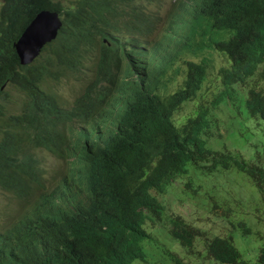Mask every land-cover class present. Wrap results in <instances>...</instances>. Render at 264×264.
Listing matches in <instances>:
<instances>
[{"label": "trees", "instance_id": "16d2710c", "mask_svg": "<svg viewBox=\"0 0 264 264\" xmlns=\"http://www.w3.org/2000/svg\"><path fill=\"white\" fill-rule=\"evenodd\" d=\"M117 1L120 0H74L65 7L55 0H0V184L22 182L24 175L36 169L34 146L44 144L56 152L58 141L66 139L64 133L71 130L66 121L91 111L88 104H76L68 112L59 108L56 115H50L48 109L56 95L49 82L56 69H75L82 50L97 46L107 61L119 56L115 45L97 40V35H109L115 28L114 23L108 25L105 15L112 13ZM211 3L213 17L208 31L215 35L208 42L203 35L201 45L211 46L225 56V64L216 68L222 91L228 94L233 84L243 83L255 70L264 79V0ZM41 8L61 14V25L31 62L20 64L15 41ZM144 61L145 55L140 52L135 61L129 59L133 67ZM205 74L204 61L186 60L180 88L161 97L156 87L149 86L151 82L141 81L135 89L125 92L123 107L121 103L116 105L111 127L92 136L80 131L83 137L95 139L82 143L93 179L90 186H0L16 198L33 203L22 215L30 222L16 221L6 232H0V264L143 261V244L150 240L144 220L158 216L163 208L156 193L163 192L175 177L192 171L206 175L234 169L244 173L264 194V165L242 158L236 151H222L206 144L215 132L208 110L195 109L178 125L173 121V113L196 94ZM10 91L16 95L12 97ZM14 98L20 105L17 112L6 106L8 101L14 103ZM244 106L248 115L264 122V95L260 90L248 88ZM58 115L65 119H55ZM61 193L70 204L67 208L59 206L63 201ZM168 221V234L184 247L200 234L196 226L178 214ZM236 226L243 234L249 230L239 220ZM205 252L226 264H246L226 235H211L205 242ZM172 258L176 264H186L175 255ZM256 260L264 264V243L258 246Z\"/></svg>", "mask_w": 264, "mask_h": 264}, {"label": "clouds", "instance_id": "9594fccd", "mask_svg": "<svg viewBox=\"0 0 264 264\" xmlns=\"http://www.w3.org/2000/svg\"><path fill=\"white\" fill-rule=\"evenodd\" d=\"M55 1L61 3L59 0ZM73 1L70 0L67 4H61L66 7ZM123 1L124 4L121 0L117 1L116 5L112 6V13L105 15L108 25L110 26L111 23H114L115 28L110 29L109 35H97V40L100 39L107 45L116 46L119 56L111 58L108 55H103L112 59L107 61L100 55L97 46H93L87 51L82 50V52H79L77 61L74 64L76 65L75 69H56L54 77L49 82L51 90L56 95L55 102L48 109L50 110V115H56V110L59 108H64L68 112L76 104H88L92 108L91 111L79 119L71 117V120L68 119L66 121L71 130H66L64 133L66 139L58 141L56 152L49 151L44 144L34 146L33 150L36 158L34 165L36 169L34 168L29 176L24 175L22 182L10 185L0 184V186H46V188L52 186H90L93 179L90 177L88 156L82 143L95 139L83 137L80 131L92 136L95 135L96 131L102 133L107 126L111 127L110 121L113 119V110L116 105L121 103V107H123L125 92L131 87L135 89V86L140 85L141 81L146 84L151 82L149 86L153 85L156 87L155 92L159 96H166L182 86L185 77L186 60L195 62L202 60L206 65V59L202 55L203 52H220L204 43L201 45L203 35L204 39L207 38V42L210 37L215 35L208 31L210 28L209 21L213 17V7L211 5L213 0ZM166 1L173 3L174 7L162 16L160 8L162 3ZM41 10L54 12L58 25L53 36L38 47L36 54L30 60L21 62L16 53L17 40L31 18ZM34 15L23 27L14 44L15 53L20 64L31 62L43 47L56 36L61 25L62 15L54 9L41 8ZM155 31L156 37L151 38ZM205 31L206 34L204 33ZM217 36L225 37V34L223 36L217 34ZM139 52L145 55V61L142 65L133 67L129 59L131 58L135 61V57L139 56ZM186 52H189L192 57L183 60L184 69L181 83L174 89L164 92L163 88L176 72V68H172L173 62ZM98 60H100V64ZM106 62H109L110 65H105ZM137 62L139 61L137 60ZM167 71H170V73H167ZM63 77H68L77 83L70 98L64 97L58 91ZM16 103L20 107L18 100ZM18 106L12 112L19 111L20 108ZM99 112H101V115ZM55 119L61 121L65 118L58 115L57 117L55 116ZM37 150L50 154L56 160V163L49 168L42 166ZM63 190L67 191L65 188ZM61 197H63V201L60 200L59 206L68 207L70 204L67 205L66 197L62 193ZM16 199L19 212L12 213L7 217L9 224L0 230L2 234L16 221L30 222L27 219H23L22 215L33 203Z\"/></svg>", "mask_w": 264, "mask_h": 264}, {"label": "rangeland", "instance_id": "374dc122", "mask_svg": "<svg viewBox=\"0 0 264 264\" xmlns=\"http://www.w3.org/2000/svg\"><path fill=\"white\" fill-rule=\"evenodd\" d=\"M59 1L67 4L70 0ZM173 7V3L163 2L160 8L162 16ZM155 33L151 38L156 37ZM202 55L206 57L205 77L196 94L180 104L173 121L178 125L195 109L208 110L212 128L217 133L214 132L213 138L206 142L208 146L222 151H236L242 158L264 165V122L248 115L244 106L248 88L258 89L264 95V79L255 70L243 83L233 84L232 90L226 94L216 77V68L225 64V56L216 51L203 52ZM190 57L192 55L186 52L173 62L172 68H176V72L166 83L164 92L181 83L183 60ZM76 85L72 79L63 77L58 91L70 98ZM15 93L9 92L12 97ZM14 99V103H6L9 110L17 109L18 98ZM37 152L45 168L56 163L50 154ZM156 196L163 208L158 216L145 218L143 225L150 234V240L143 244L144 260H133V264H176L172 255L186 264H226L212 259L205 252V242L213 234L229 236L246 264H258V246L264 243V194L252 185L244 173L231 169L197 175L192 171L175 177ZM16 212H19L17 199L10 192L0 189V230L9 224L7 217ZM176 214L200 230L190 246H182L166 230L169 218ZM238 220L248 227L246 234L236 226Z\"/></svg>", "mask_w": 264, "mask_h": 264}, {"label": "water", "instance_id": "95a60500", "mask_svg": "<svg viewBox=\"0 0 264 264\" xmlns=\"http://www.w3.org/2000/svg\"><path fill=\"white\" fill-rule=\"evenodd\" d=\"M58 25L54 12L38 11L21 32L16 53L21 62L30 60L37 52L38 47L53 36Z\"/></svg>", "mask_w": 264, "mask_h": 264}]
</instances>
